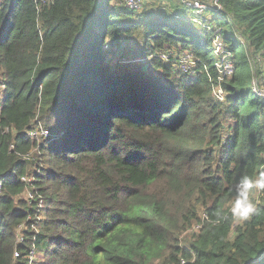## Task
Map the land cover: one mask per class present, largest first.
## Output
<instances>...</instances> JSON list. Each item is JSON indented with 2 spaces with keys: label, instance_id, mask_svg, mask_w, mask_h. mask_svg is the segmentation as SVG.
<instances>
[{
  "label": "trees",
  "instance_id": "16d2710c",
  "mask_svg": "<svg viewBox=\"0 0 264 264\" xmlns=\"http://www.w3.org/2000/svg\"><path fill=\"white\" fill-rule=\"evenodd\" d=\"M218 2L0 0V264H264V190L228 211L264 173V0Z\"/></svg>",
  "mask_w": 264,
  "mask_h": 264
},
{
  "label": "built area",
  "instance_id": "2783aa9c",
  "mask_svg": "<svg viewBox=\"0 0 264 264\" xmlns=\"http://www.w3.org/2000/svg\"><path fill=\"white\" fill-rule=\"evenodd\" d=\"M183 3L187 6V7H191L192 9H194V11L196 12H202L204 10H208L209 7H215L217 9H221V5L219 4L218 0H215L214 4H212V6H208L207 4L205 5L204 3L198 1V0H182ZM122 2L124 3V5L129 8V9H133V10H140L144 4H145V0H122ZM213 43L216 44L217 46L213 47L215 48V52H219L221 53L222 50V43H221V39L220 38H215L213 40ZM187 53V54H185ZM169 54H172L171 52L168 53H161L160 57L164 60L169 58ZM185 54V55H184ZM193 58V59H192ZM217 67L219 69H222V73L223 74H227L230 75L232 73V65L230 63L224 62L223 64H216ZM178 66L182 71L185 72H189L191 70V68L193 69L195 66V59L193 57V55L189 52V51H183L180 53L179 59H178ZM216 93L215 96L222 99L223 98V91L221 90V88H219L218 86L215 87ZM253 90L254 92L263 97L264 98V80L262 82V84L260 85L258 83V80H256L254 78L253 80ZM28 137L32 138V139H36L38 140L39 138H45L48 136L49 131L43 127V125H41V122H35L31 129L28 131ZM196 227H198V225H195ZM184 263L183 260H181V264Z\"/></svg>",
  "mask_w": 264,
  "mask_h": 264
},
{
  "label": "clouds",
  "instance_id": "9594fccd",
  "mask_svg": "<svg viewBox=\"0 0 264 264\" xmlns=\"http://www.w3.org/2000/svg\"><path fill=\"white\" fill-rule=\"evenodd\" d=\"M253 189L264 190V173H261L256 179L244 177L237 186V196L231 207V214L234 218L244 221L254 215L258 209L250 199V193ZM216 222L223 219L222 213L215 212Z\"/></svg>",
  "mask_w": 264,
  "mask_h": 264
},
{
  "label": "rangeland",
  "instance_id": "374dc122",
  "mask_svg": "<svg viewBox=\"0 0 264 264\" xmlns=\"http://www.w3.org/2000/svg\"><path fill=\"white\" fill-rule=\"evenodd\" d=\"M146 1H150V2H165V0H145V2ZM177 1H179V0H177ZM185 1V0H184ZM198 1H200V2H202V3H204L205 5L207 4L208 6H212V4H214V2H215V0H198ZM181 2H183L182 0H181ZM188 6V5H187ZM180 9H184V6L182 7V8H180ZM192 16H193V21H196L199 25L201 24V20L202 19H208V17H209V12H208V10L206 11V10H204V11H202V12H196V11H194L193 10V14H192ZM202 18V19H201ZM202 25V24H201ZM241 30L243 31L244 30V27H241ZM214 44V43H213ZM214 46H217L216 44H214ZM185 54H187V53H185ZM184 54V55H185ZM259 58H257V63L255 64L256 65V67H257V71H258V83L261 85L262 84V82H263V80H264V60L259 56V55H257ZM257 56H255V57H257ZM246 57H247V53H246V51H245V49H244V47H242V46H239L238 48H237V51H236V65H237V71H239L240 69H241V67L244 65V63H245V60H246ZM193 59V58H192ZM192 72V68H191V70L189 71V73H191ZM254 80V79H253ZM213 95L215 96V93H216V90H213ZM41 125H43V123L41 122ZM36 153V149L35 148H32V151H31V154H35ZM24 197H29V195L26 193V194H24ZM232 205L233 204H229V206H228V211L231 213V207H232ZM200 216H203L202 215V212H201V215ZM233 219H234V221H233V231L238 227V226H240L244 221H241V220H238V219H236V218H234L233 217ZM197 231H198V227H196L195 226V224L192 226V229H190V230H188L187 232H185L184 233V237H186L187 239H189L190 237H191V235L193 234V233H197ZM231 236H232V234H231Z\"/></svg>",
  "mask_w": 264,
  "mask_h": 264
}]
</instances>
